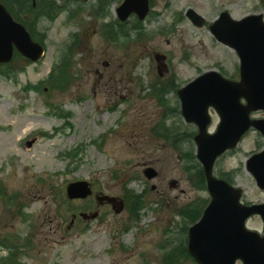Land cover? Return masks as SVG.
Here are the masks:
<instances>
[{
	"label": "rangeland",
	"instance_id": "obj_1",
	"mask_svg": "<svg viewBox=\"0 0 264 264\" xmlns=\"http://www.w3.org/2000/svg\"><path fill=\"white\" fill-rule=\"evenodd\" d=\"M122 1L78 0L74 10L71 0H56L71 9L53 18L42 17L41 0L14 5L46 46L38 63L17 55L12 77L0 73V241L18 249L22 264H197L187 254L168 261L171 242L188 240L191 223L180 210L210 199L195 188L200 178L185 155H196L197 127L180 112L177 90L209 70L239 80L238 54L210 26L225 10L235 20L264 14V0H151L153 16L131 19L126 39L109 40L104 26L116 25ZM191 8L205 18L203 27L188 19ZM137 23L141 29L132 30ZM72 40L70 85L51 89V71ZM157 55L166 67L158 69ZM167 84L160 103L153 87ZM211 111L215 131L219 116ZM165 134L180 149L159 136ZM263 148L264 137L252 129L215 165L217 177L243 188L246 203H264L246 169ZM149 167L159 172L154 179L145 175ZM77 181L91 183L89 198L67 195ZM126 193L141 197L136 217L128 204L121 209ZM248 226L262 231L263 222L256 216Z\"/></svg>",
	"mask_w": 264,
	"mask_h": 264
},
{
	"label": "water",
	"instance_id": "obj_2",
	"mask_svg": "<svg viewBox=\"0 0 264 264\" xmlns=\"http://www.w3.org/2000/svg\"><path fill=\"white\" fill-rule=\"evenodd\" d=\"M149 9V0H125L118 15L125 21L131 13H137L143 20ZM188 17L200 27L205 24L204 17L193 9L188 10ZM211 31L221 43L239 54L241 78L235 81L223 77L218 70L207 71L179 91L184 117L199 127L195 140L197 156L204 167L211 195V203L201 219L189 229L188 252L198 264H237L238 261L264 264V234L247 227L248 219L256 214L264 223V203L243 204L241 188L214 176L216 160L236 148L252 127L264 136V118H251L253 112L264 110V16L258 13L234 20L225 11L211 26ZM15 49L33 62L45 54L44 46L34 41L26 26L0 3V64L13 61ZM157 58L165 59L161 55ZM211 107L221 119L215 134L207 131ZM246 165L264 190V150L253 154ZM145 173L149 179L158 174L152 168ZM91 193L90 183L84 181L68 187L71 199L87 198Z\"/></svg>",
	"mask_w": 264,
	"mask_h": 264
},
{
	"label": "trees",
	"instance_id": "obj_3",
	"mask_svg": "<svg viewBox=\"0 0 264 264\" xmlns=\"http://www.w3.org/2000/svg\"><path fill=\"white\" fill-rule=\"evenodd\" d=\"M27 1H30V0H27ZM71 1H73V3H75V1H77V0H71ZM23 2H24V0H20V1L17 0V2H11V3L4 2V4L7 6V8L11 11V13L17 19L21 20L19 17V13L16 12V10L14 8V5L15 4L22 5ZM41 3H42V7L44 8V11L42 12V17L53 18L54 15L58 16V14H60L61 11L62 12L63 11L68 12L69 11V8L67 5L56 6L55 5L56 0H41ZM114 23L116 24L114 26L110 23H107L104 26L105 27L104 28V36L106 38H108L109 40H113V41H115L116 39H126L129 36V32L125 31L123 28L124 27L123 24L119 23L117 20ZM27 27L31 31L32 36L35 40L44 41V39H41L40 31L35 30V27L31 28L28 25H27ZM134 28L141 29V27L138 23L136 24V26ZM72 41L73 42L71 44L67 45L62 50L63 52L61 53L59 63L52 69V72H51L52 74L50 76V79L48 80V83H49L48 85L50 86L51 89H56V90L62 91L67 87V85H70V82H71L70 71L72 70V67L74 65V61L72 59V57H74L73 56L74 55L73 48L76 44L75 40H72ZM10 66L11 65L0 66V73L11 78L12 75H10L9 69H8ZM40 87H37V88L39 89ZM165 87H167V85L166 86L163 85L161 88H158L157 85L156 86L154 85L153 91H155L156 94H160V97H162L163 93H165V91H164L166 89ZM161 102H162V100H161ZM166 110H167V108H166ZM165 117H166V114H165L164 118ZM159 136L162 137L161 135H159ZM164 138H166V139L171 138L174 142V139L167 134H165ZM183 141H185V139H183ZM173 146H174V148L180 149V147L174 145V143H173ZM185 155H186V158L189 156V159L187 161L189 163L192 162L189 166L193 167L196 170L198 177L200 178L199 185L194 183L195 187H197L198 189H200V188L205 189L206 188V179L204 178L203 168L201 167L199 161H197V156H195L192 151L187 152V154H185ZM126 198H127L129 211L131 214L134 215L136 213V210L140 209L139 208V200H141V197L135 193H133V194L127 193ZM134 200H138V203L135 205L133 204ZM208 203H209L208 200H201L195 206L192 205V206H189L188 208L180 210V213L187 223L190 222L191 224H193L194 222H196L201 217V214L203 212L202 210L207 206ZM186 231L187 230L185 229V232ZM176 242L178 243V239ZM170 245L173 248L169 252L170 254L168 255V257H169L168 261L171 260V255H175V256L179 257L180 255L178 254L177 250H180V248H182V247H183L184 253L187 254L186 249H185V247H186L185 242L179 241V244L171 243ZM2 251L6 252L8 254H7V256L2 255L0 257V264H22L19 253H18V249L11 248L6 242L0 241V253H2Z\"/></svg>",
	"mask_w": 264,
	"mask_h": 264
},
{
	"label": "flooded vegetation",
	"instance_id": "obj_4",
	"mask_svg": "<svg viewBox=\"0 0 264 264\" xmlns=\"http://www.w3.org/2000/svg\"><path fill=\"white\" fill-rule=\"evenodd\" d=\"M153 11H151V13H150V15L148 16L149 18L151 17V16H153L154 15V13H152ZM131 19H137V16H133V17H131L129 20H128V22L131 20ZM192 125H194V126H196L195 124H192ZM197 127V126H196ZM195 136H196V133L193 135V138L195 139ZM249 204H252V202H249Z\"/></svg>",
	"mask_w": 264,
	"mask_h": 264
}]
</instances>
